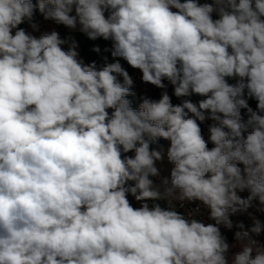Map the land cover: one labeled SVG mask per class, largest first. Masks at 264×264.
Returning <instances> with one entry per match:
<instances>
[{
	"label": "clouds",
	"instance_id": "obj_1",
	"mask_svg": "<svg viewBox=\"0 0 264 264\" xmlns=\"http://www.w3.org/2000/svg\"><path fill=\"white\" fill-rule=\"evenodd\" d=\"M36 10L111 41L112 59L97 45L101 63L84 64L58 31L19 27L39 31ZM121 60L161 90L158 100L132 107ZM161 138L174 167L157 185L164 157L150 145ZM173 199L201 202L215 223ZM257 214L264 0H0V264H264ZM239 215L252 226L237 223L230 244L221 226Z\"/></svg>",
	"mask_w": 264,
	"mask_h": 264
},
{
	"label": "rangeland",
	"instance_id": "obj_2",
	"mask_svg": "<svg viewBox=\"0 0 264 264\" xmlns=\"http://www.w3.org/2000/svg\"><path fill=\"white\" fill-rule=\"evenodd\" d=\"M200 2L203 3V2H205V0H200ZM207 2H211V0H207ZM213 18L216 19L217 18V15L216 14H213ZM33 22H35L39 26V31L33 32L32 28L29 26L28 22H25V23L21 24L19 27L24 28L26 31L32 33L35 36H39L40 33L43 32V31H51V30L54 29V30H56V31L59 32L61 38L68 39L69 40V43H71L72 41H75L76 42V34L77 33H80V31H79V25L77 26L76 29H69V28H67V27H65L63 25H57V24H55V22L52 21V20H45L43 18V15L41 13L39 14V16L36 19L33 20ZM111 44H112V42L110 41L109 44L107 45V47H111ZM64 47L67 48L68 45H65ZM76 50L78 51V53L80 52L79 46L77 47ZM78 59L82 62V60L80 59V56L79 55H78ZM139 75L140 74L137 71L136 72V75L134 76L136 93L138 95H141V96L150 95L152 93L153 86L152 85L143 84L140 81V79H139ZM168 91H169V94L171 95V93H172L171 86H169ZM202 98L203 97L196 98V99H194V101L196 102V101H198V100H200ZM191 99H192V97H191ZM172 102L173 103H179V100L175 96H172ZM250 106L253 107V109H255V107H256V101L253 100V103L250 104ZM133 108L134 109H138L139 108V103L135 104V106ZM211 123H212V121L209 120V124H211ZM203 125L204 124H201V128L203 127ZM207 129H204V135H205L206 139H207V136H208ZM169 147H170V142L167 143L166 147H157V148H154L153 149V150H159V151H161L163 153V157H164L162 161H157L156 164H155V166L159 170V175L156 176V177H150L151 179L154 180V182L157 185H160L161 184V181L164 178H166V177L169 178V180H170V172H171V169L174 167V164L171 163V162H169L168 159H167V150H168ZM239 166L241 168H243V165H239ZM161 190H163V188H161ZM245 194L248 195V192L245 191ZM175 195H177V196L179 195L178 191L175 193ZM129 200L133 204V207H139V203L136 202L131 196H129ZM173 201L179 202V200H176V199H173ZM185 202H188V201H185ZM160 203L164 207L165 201L162 200V201H160ZM257 215L259 216V218L261 220H264V215H260V214H257ZM231 219L233 220V224L234 225H236L237 223H239V222L242 221L243 223H246L247 225H249V228L252 226L251 220L247 216H245V215L233 216V217H231ZM230 231L231 230L225 229L223 226H221V232H222L223 235H226ZM263 235L264 234H261L260 236H263Z\"/></svg>",
	"mask_w": 264,
	"mask_h": 264
},
{
	"label": "trees",
	"instance_id": "obj_3",
	"mask_svg": "<svg viewBox=\"0 0 264 264\" xmlns=\"http://www.w3.org/2000/svg\"><path fill=\"white\" fill-rule=\"evenodd\" d=\"M33 3L35 4L36 3V0H33ZM39 11L36 10L35 13H34V16H33V20L36 19L38 16H39ZM218 18V16H217ZM110 41H105L103 40L102 38H98L96 40H90L86 34L80 32V33H77L76 34V43L78 44L79 48H80V52H79V56H80V59L82 60V62L84 64H89L91 63L92 61H96L97 64L101 63V60H100V55L103 54V55H108L109 56V59L111 60V55L110 53H104L103 52V49L105 47H107V45L109 44ZM99 46L101 48V54H97L93 51H91V49L94 47V46ZM122 63V65L129 70L130 74L133 75V78L134 76L136 75V72L137 71H133L130 69V67L127 65V63L123 60L120 61ZM122 80V78H121ZM228 82L230 84H235L236 83V80L235 79H229ZM136 93V90H135V86H134V89H133ZM160 89H157L153 86L152 88V93L150 95H147V96H141V95H138L136 93L135 97H128V99L132 100V107L135 106V104L137 103H141L142 102V98L143 97H148L152 100H158L160 98ZM200 96H192V100L193 102L194 99L196 98H199ZM253 103V100H250L249 101V104H252ZM173 104H177V103H173ZM242 112V116L243 118L246 120L247 119V116L244 114L245 113V110H241ZM203 127H202V132L204 134V129H207L208 128V125H209V120L204 122L203 123ZM205 136V135H204ZM206 138V137H205ZM170 142L168 140H165L163 138L159 139L158 141H155V142H152L150 147L151 149H154V148H157V147H166L167 143ZM209 148L213 147V145L211 143H209ZM131 155V153L129 154ZM245 197L247 196V194L244 195ZM251 210V209H250ZM245 225V229H249V225H247L246 223H244ZM234 229H236L235 225L233 227V229H231V231L229 233H227L225 236L227 237V240L229 243H231V239H232V232L234 231Z\"/></svg>",
	"mask_w": 264,
	"mask_h": 264
},
{
	"label": "built area",
	"instance_id": "obj_4",
	"mask_svg": "<svg viewBox=\"0 0 264 264\" xmlns=\"http://www.w3.org/2000/svg\"><path fill=\"white\" fill-rule=\"evenodd\" d=\"M239 194L242 197H244L245 192L239 193ZM172 203L175 205V208L177 211L185 214L186 216L188 215V213H192V218L200 220V221L204 222L205 224L215 223L213 220L209 219V210L205 206H203L202 203L199 201H195V202H185L184 201L183 204L181 205L180 201L176 202V201L172 200ZM164 207H168L167 201H165ZM238 230H240V229L236 228L232 232L231 243H234V233ZM253 238L257 239L261 244H264V235L263 236H255V234H253ZM232 250L237 251L238 248H235Z\"/></svg>",
	"mask_w": 264,
	"mask_h": 264
}]
</instances>
